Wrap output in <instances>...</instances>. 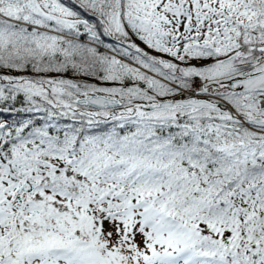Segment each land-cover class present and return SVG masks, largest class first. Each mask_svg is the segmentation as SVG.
Returning a JSON list of instances; mask_svg holds the SVG:
<instances>
[{
    "label": "snow or ice",
    "instance_id": "snow-or-ice-1",
    "mask_svg": "<svg viewBox=\"0 0 264 264\" xmlns=\"http://www.w3.org/2000/svg\"><path fill=\"white\" fill-rule=\"evenodd\" d=\"M0 264H264V0H0Z\"/></svg>",
    "mask_w": 264,
    "mask_h": 264
}]
</instances>
